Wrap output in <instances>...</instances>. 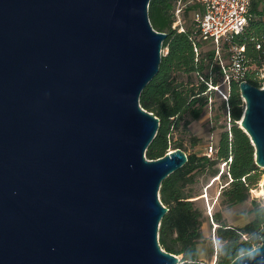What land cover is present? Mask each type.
Masks as SVG:
<instances>
[{
  "label": "water",
  "instance_id": "1",
  "mask_svg": "<svg viewBox=\"0 0 264 264\" xmlns=\"http://www.w3.org/2000/svg\"><path fill=\"white\" fill-rule=\"evenodd\" d=\"M151 0H0V264H180L159 229L160 120L140 105L166 33ZM264 169V88L240 83ZM264 196V179L262 183ZM231 264H264V240Z\"/></svg>",
  "mask_w": 264,
  "mask_h": 264
},
{
  "label": "trees",
  "instance_id": "2",
  "mask_svg": "<svg viewBox=\"0 0 264 264\" xmlns=\"http://www.w3.org/2000/svg\"><path fill=\"white\" fill-rule=\"evenodd\" d=\"M178 0H151L149 17L159 32L166 33L163 43L166 51L161 59L158 75L147 85L140 96V105L160 120L158 133L146 151V157L157 160L171 150L182 149L188 162L165 179L160 188V200L168 208L161 221L159 242L167 252L181 258L180 264H205L199 259L197 245L203 241L204 212L197 205L201 196L194 186L202 176L226 180L220 192L224 206H235L251 198L264 175L256 165L255 147L250 137L240 127L245 103L241 97L240 83L247 81L263 88L259 70L264 63V0H252L248 24L244 30L222 45V58L228 63L233 47H244L242 64L247 68L241 81L232 79L219 107L213 99L218 96L215 87H221L224 73L216 59L212 44L203 42L194 28L190 15L198 5L185 0L183 19L185 31L173 29L175 6ZM197 46L199 52H195ZM208 112L216 122L224 118L222 132L215 156L205 153H188L183 139L175 133L189 134L190 126ZM214 112V115L212 114ZM199 140L193 137V145ZM222 168V170H221ZM255 218L243 227L226 224L216 215L217 234L221 246L215 264H231L237 257L260 246L264 240V202L252 199ZM214 253V252H213Z\"/></svg>",
  "mask_w": 264,
  "mask_h": 264
},
{
  "label": "rangeland",
  "instance_id": "3",
  "mask_svg": "<svg viewBox=\"0 0 264 264\" xmlns=\"http://www.w3.org/2000/svg\"><path fill=\"white\" fill-rule=\"evenodd\" d=\"M191 18L192 15H190L189 21ZM186 20L188 21V19H183L184 24ZM259 76L263 80L262 82H264V63L262 68L259 70ZM225 87L226 86L222 84L220 89L223 91ZM217 92L218 96L213 99V102L215 106L219 107L221 104L222 95L219 90ZM212 114L214 115V112H212ZM226 123L227 121H225L224 118H220L217 122L212 120L211 115L206 112L200 120L191 124L189 134L182 133V130L180 129V131L175 133L174 137L175 139H183L188 153H197L202 155L205 153L206 147L210 143H213L217 147L222 132L221 125H225ZM193 137H196L199 140L198 144L195 146L193 145ZM263 179L264 175L257 188L251 191V198L248 201L231 207L224 206L220 197V192L224 187L226 180L216 179L214 182V179H212L210 176H202L200 180H198L194 188L199 194H201V196L197 198V205L204 212L202 233L205 235V237L203 238L204 240L202 243H199L197 250L202 252V250L205 249L206 253H208V263L204 262L205 264L214 263L216 253L221 246V241L218 237L217 230L215 234L213 233V223L218 226L216 223V215L220 214L222 216V220L226 224L235 227H243L254 220L255 213L253 212L252 199L258 198L264 202V196L261 194V191H263Z\"/></svg>",
  "mask_w": 264,
  "mask_h": 264
},
{
  "label": "built area",
  "instance_id": "4",
  "mask_svg": "<svg viewBox=\"0 0 264 264\" xmlns=\"http://www.w3.org/2000/svg\"><path fill=\"white\" fill-rule=\"evenodd\" d=\"M191 1L198 5V10L192 16L194 28L203 42L213 45L216 59L219 60L224 73L222 84L229 87L232 79L241 81L247 70L242 64L244 47L240 49L233 47L228 63H226L222 58V45L230 42L234 35L241 33L246 27L252 0ZM187 4L188 2L186 3L185 0H178L175 6L176 20L173 24V29H178L180 32L185 31L183 12ZM195 52H199L197 46H195ZM241 82H244V80ZM215 89L219 90L222 97L227 99L225 92L220 87H215ZM216 150L217 147L210 143L206 147L205 154L212 158L215 156ZM213 226V233L215 234L217 225L213 223ZM213 264H215V260Z\"/></svg>",
  "mask_w": 264,
  "mask_h": 264
},
{
  "label": "crops",
  "instance_id": "5",
  "mask_svg": "<svg viewBox=\"0 0 264 264\" xmlns=\"http://www.w3.org/2000/svg\"><path fill=\"white\" fill-rule=\"evenodd\" d=\"M203 228V227H202ZM203 237H205V235L203 234ZM204 240V239H203ZM202 243V242H201ZM199 245V244H198ZM198 245H197V249H198ZM198 251V250H197ZM198 256H199V259L205 263H208V253H206L205 249L202 250V252H199L198 251Z\"/></svg>",
  "mask_w": 264,
  "mask_h": 264
},
{
  "label": "bare ground",
  "instance_id": "6",
  "mask_svg": "<svg viewBox=\"0 0 264 264\" xmlns=\"http://www.w3.org/2000/svg\"><path fill=\"white\" fill-rule=\"evenodd\" d=\"M241 122V121H240ZM262 183H263V181H262ZM261 194H263V191H261Z\"/></svg>",
  "mask_w": 264,
  "mask_h": 264
}]
</instances>
